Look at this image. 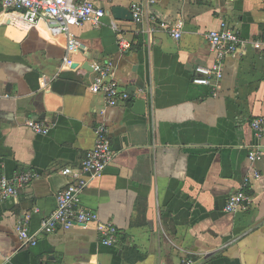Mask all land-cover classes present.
Returning <instances> with one entry per match:
<instances>
[{
    "label": "crops",
    "instance_id": "obj_1",
    "mask_svg": "<svg viewBox=\"0 0 264 264\" xmlns=\"http://www.w3.org/2000/svg\"><path fill=\"white\" fill-rule=\"evenodd\" d=\"M91 1L105 11L99 26L67 34L0 2V179L35 173L0 201V264H264V141L252 129L264 117V0ZM224 28L242 44L211 84L194 83L197 65L218 61L207 34ZM100 62L128 98L115 102L91 84ZM137 98L144 114L134 110ZM103 125L115 157L80 201L99 221L45 233L57 192L89 176L82 161ZM257 147L251 202L226 211ZM23 220L35 236L25 245ZM107 223L116 243L102 242Z\"/></svg>",
    "mask_w": 264,
    "mask_h": 264
},
{
    "label": "built area",
    "instance_id": "obj_2",
    "mask_svg": "<svg viewBox=\"0 0 264 264\" xmlns=\"http://www.w3.org/2000/svg\"><path fill=\"white\" fill-rule=\"evenodd\" d=\"M7 8L18 9L33 12L43 18L52 27L54 34H67L70 27L82 23H91L95 27L99 26L101 18L104 17L105 11L99 7L94 1L83 0L78 4L72 5L69 0H0ZM133 19L140 21L142 19V10L138 3H134L131 7ZM176 38L180 37L179 31H174ZM211 44L215 47L218 61L214 67L197 65L194 72L193 82L196 84H211L212 76L222 71V61L230 54L235 53L242 39L238 31L224 28L223 30H211L207 34ZM262 43V55L264 57V41ZM120 47L122 49L129 47V42L120 39ZM95 76L92 85L107 98L118 102L121 98H128V93L121 91L115 80L110 78L111 65L108 63H97L94 66ZM44 77H47L44 74ZM142 89H140V92ZM137 95H139L137 93ZM136 95V96H137ZM29 125L38 132H44L43 126L34 121H30ZM253 135L257 139L264 141V117L256 118L252 121ZM262 150L260 148H252L248 152V157L252 163V171L250 175L244 177L238 188L229 195L225 209L234 212L251 202L249 187L252 179H258L261 176L259 169L255 163L262 158ZM115 157V151L112 147L111 140L108 135V129L103 125L96 129V141L94 147L90 149L83 161L82 168L89 176L81 177L76 182L69 184L60 189L56 194V209L41 221V230L45 233H52L58 228L69 227L76 224H87L98 222L97 213L82 207L81 195L89 184L95 178L101 177L111 164ZM35 177V173L27 170L17 173L13 180L5 177L0 179V201L18 193V185H24ZM17 231L22 244H28L35 240V236L30 233L29 221L23 220L17 225ZM117 229L112 223L102 226V242L113 244L117 242Z\"/></svg>",
    "mask_w": 264,
    "mask_h": 264
},
{
    "label": "water",
    "instance_id": "obj_3",
    "mask_svg": "<svg viewBox=\"0 0 264 264\" xmlns=\"http://www.w3.org/2000/svg\"><path fill=\"white\" fill-rule=\"evenodd\" d=\"M114 12L117 17H121L122 15H125L127 11L125 9H122L121 7H115ZM131 15H132V12H131ZM134 107H135L134 110L137 114H144L145 109H146V100L143 98L135 99Z\"/></svg>",
    "mask_w": 264,
    "mask_h": 264
},
{
    "label": "trees",
    "instance_id": "obj_4",
    "mask_svg": "<svg viewBox=\"0 0 264 264\" xmlns=\"http://www.w3.org/2000/svg\"><path fill=\"white\" fill-rule=\"evenodd\" d=\"M122 252H123V250H122Z\"/></svg>",
    "mask_w": 264,
    "mask_h": 264
}]
</instances>
